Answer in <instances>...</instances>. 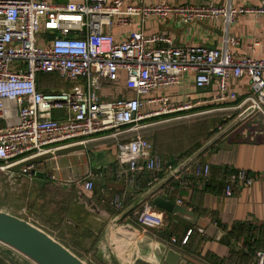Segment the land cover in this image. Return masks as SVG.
<instances>
[{"label": "built area", "instance_id": "1", "mask_svg": "<svg viewBox=\"0 0 264 264\" xmlns=\"http://www.w3.org/2000/svg\"><path fill=\"white\" fill-rule=\"evenodd\" d=\"M244 13H264V7L145 0H0V170L9 172L13 181L18 173L16 167H21L20 174L30 176L40 156L55 155L70 145L98 137L117 138L145 126L142 121L147 118L199 106L200 101L173 104L164 95L145 98L157 88L178 85L186 71L194 73L198 88L215 84V101H237L232 108L252 106V112L264 121V59L235 58L227 48L238 43L234 35L226 32L220 47H179L165 33L146 35L142 31L150 15L174 16L185 24L221 18L229 25ZM132 17L139 19L140 29L126 38L118 40L105 30L115 22L129 24ZM40 73L72 87L49 91L39 88ZM243 75L249 78L251 92L238 102L228 83ZM120 79L134 95L102 99L98 90L101 83L117 86ZM115 157L126 166L127 184H132L134 176L144 170L171 174L159 190L162 196L165 190L174 188V182L187 186L192 179L204 181L211 171L208 163L197 159L170 164L153 153L151 141L140 135L117 141ZM258 176L243 168L227 172L224 196L250 186ZM82 185L86 191L94 189L92 179L83 180ZM175 202L181 204L182 200ZM110 203L117 211L124 208L117 195ZM154 207L151 200L146 201L131 213L143 225H160L164 212ZM189 233L190 230L181 238L182 245ZM170 240L177 241L174 237ZM256 264H264V249L258 252Z\"/></svg>", "mask_w": 264, "mask_h": 264}, {"label": "crops", "instance_id": "2", "mask_svg": "<svg viewBox=\"0 0 264 264\" xmlns=\"http://www.w3.org/2000/svg\"><path fill=\"white\" fill-rule=\"evenodd\" d=\"M126 1L137 2V0ZM157 1L179 5L264 7V0H145L146 3ZM139 29L137 17H132L129 24L121 25L115 22L111 27H105V30L110 31L118 40L126 38L129 33ZM142 31L146 35L165 33L170 37L173 45L179 47L201 44L220 47L227 32L238 40L235 45H227L235 58L250 56L254 59H264V13L240 14L229 25H225L221 18L193 20L185 24L177 21L174 16L159 18L150 15L144 21ZM158 89L160 94L155 95ZM228 89L236 93L239 102L251 92L248 76L243 75L237 80L230 79ZM98 90L102 99L134 95L131 90L124 87L122 79L117 86L102 82ZM161 95L168 96L173 104L202 102L191 110L150 118L152 121L155 119L153 122L158 124L173 122L156 129V135L151 137L154 151L168 162L169 157L177 158L179 155L188 154L189 156L180 163L184 162L217 134L208 135V132L212 131L209 119L200 115L219 111L234 113L236 116L228 123L229 125L245 111V105L232 108L237 101H215L218 90L214 83L204 88L196 87L194 73L191 71L184 73L178 85L157 88L145 98ZM215 108L220 110H211ZM202 110L206 112L189 114ZM176 115L185 116L175 118ZM171 117L172 119H167ZM198 117L200 118L196 120L195 118ZM147 119L142 121V124L146 125H141L142 127L138 129L151 124L152 121L149 123ZM197 122L201 123V127L191 132L183 128L185 125L193 127ZM0 123L2 126L3 121L0 120ZM135 131L119 135L117 138L98 137L63 148L57 151L62 152L59 155L56 152L55 155L45 154L38 157L36 159L38 166L35 169L37 174L32 173L28 177L30 180L31 176L44 180L36 182L29 188L27 198L34 202L27 211L44 226L38 222L33 223L49 234L56 231L62 234V231L66 230L73 243H77L74 240L86 241L90 245L87 252L92 251L95 256L107 261L108 264H165L164 257L168 249L178 253L179 260L184 259L185 264H214L206 256L207 253L223 258L231 256L232 248L240 252L246 250L247 245L243 240L236 243L227 237V232L235 225L260 228L264 233V121L261 115L249 113L189 160L197 159L208 163L211 166L208 179L204 181L192 179L187 186L175 188L173 185L171 191H164L166 194L163 196L174 202L181 199L180 205L202 219L197 225L167 214H164L160 225H143L131 213L133 209L141 208L144 202L150 201L155 195H162L159 190L170 177L159 171L163 174L151 180V173L149 175L148 171L144 170L134 176L132 184L125 182L126 166L120 164L115 157L116 142L140 135ZM62 157L67 158V165L59 164L58 159ZM47 158L54 161L52 166L48 165ZM224 167L232 171L243 168L259 176L250 186L240 187L235 189L232 195L224 196L223 187L227 173L224 172ZM16 168L14 169L18 173L14 181L17 184L28 185L25 177L27 175L20 174V169ZM86 179L94 181L92 191L83 188L82 182ZM5 182L9 184L7 180ZM114 195L121 199L123 210L117 211L111 205L110 200ZM154 209L160 210L156 206ZM5 211L15 215L18 213L15 210ZM208 225H213L215 230L207 232ZM190 228L193 230L188 235V245L182 248V244L180 243L179 246L178 243ZM210 232L212 236L209 235ZM252 232L259 234L256 229ZM172 237L176 238L175 243L171 242ZM255 239H257L255 251L264 249V238ZM233 258H236V255ZM251 264H255L254 258Z\"/></svg>", "mask_w": 264, "mask_h": 264}, {"label": "water", "instance_id": "3", "mask_svg": "<svg viewBox=\"0 0 264 264\" xmlns=\"http://www.w3.org/2000/svg\"><path fill=\"white\" fill-rule=\"evenodd\" d=\"M252 110V106L246 108L245 111L240 113L222 131L218 132L210 141L187 158L183 164L217 140V138L232 127V125L242 120L251 113ZM180 167L181 165L178 166V168ZM32 173L37 174L35 171H32ZM170 175L171 174H168L167 177ZM151 203L162 210L165 215L174 216L176 219H182L196 225L202 222V219L191 210L169 200L165 196L155 195L152 197ZM206 227L207 232L208 230H215L213 225H208ZM209 235L212 236V232H210ZM0 244L21 255L32 264H88L43 228L29 220L1 209ZM179 257L180 255L173 249H168L164 257V263L185 264L186 261L184 259L179 260Z\"/></svg>", "mask_w": 264, "mask_h": 264}, {"label": "rangeland", "instance_id": "4", "mask_svg": "<svg viewBox=\"0 0 264 264\" xmlns=\"http://www.w3.org/2000/svg\"><path fill=\"white\" fill-rule=\"evenodd\" d=\"M49 83V87L46 88V91L49 90H59V89H69L72 87V84L70 83H65L60 81L59 79H56L54 77H47L42 79V84H47ZM160 90H156L155 91V95L156 94H160L159 93ZM236 115L234 113L231 112H208L206 114H202L200 115V117H204V118H208L209 119V126L211 125L212 127V131L211 132H220L222 131L227 125L228 123L233 119V117H235ZM195 118L196 120L199 119ZM152 119H147V122H151ZM153 121H155V119H153ZM151 122V124L147 125L144 128L138 129L135 131V133L140 134V136H144L147 137L150 141L151 137L156 135V129L164 126V124H168V123H173V122H166V123H154ZM208 122V121H207ZM1 124V123H0ZM201 123L197 122L193 127H191L190 125H185L183 126V128H185V130L187 132H190L192 130H195L197 128H199ZM62 152H57V155L61 154ZM48 160V165L52 166L54 161L53 160ZM58 162L61 166L63 165H67V158L62 157L58 159ZM16 169H20V167H17ZM28 182V185H30L28 187L27 184H17L15 181H12V179L9 178V172L3 170H0V209L1 210H15L16 215L19 217H22L26 220H30L31 222H34L37 224H42V226H44V224L35 219L32 215H30V213L27 211V208L30 207V205L34 202V201H29L27 198V193L30 187H32V185H34L36 182H42L41 178H37L36 176H31V180L29 179L28 176H25ZM5 180H7L9 182V184H7L5 182ZM20 182V180H18ZM34 188V187H33ZM53 237H55L56 239L60 240L63 244H66L67 246H70L69 248H71V250L73 252H76L77 254H80L83 260H86V262H88L89 264H108L107 261L102 260L100 258H98V256H95V254L92 251L87 252V249H90V245L86 242V241H81L80 240H74L77 241V243H73L71 241V236L68 234V232L66 230L62 231V234L60 233V231H56L54 233H50ZM0 263L1 264H31V262L29 263L27 261V259L25 260L24 257H22L21 255L15 253L14 251L8 249L7 247L3 246L0 244Z\"/></svg>", "mask_w": 264, "mask_h": 264}, {"label": "trees", "instance_id": "5", "mask_svg": "<svg viewBox=\"0 0 264 264\" xmlns=\"http://www.w3.org/2000/svg\"><path fill=\"white\" fill-rule=\"evenodd\" d=\"M47 77H53L52 75H49V74H44V73H40L38 74L37 78H38V84H39V88H42L44 90H46L49 83L47 84H42V79L44 78H47ZM55 78V77H54ZM206 125V124H205ZM201 127V125L199 126ZM216 132H208V135L212 136L214 135ZM152 149H153V145H152ZM153 153L155 154H158L154 151L153 149ZM159 155V154H158ZM189 155L187 154H182V155H179L177 156V158H170L169 160V163L172 164V165H177L179 164L181 161H183L186 157H188ZM224 172H229V171H232L231 169H228L227 167H224L223 168ZM149 175L151 173V180L152 179H155L156 177L160 176L161 174H163L162 172H159V171H148ZM150 181V180H149ZM173 185L175 186V188H178L179 185L177 182H174ZM164 189V188H163ZM169 199V198H168ZM253 229H256L259 231V234H254L252 231ZM190 233L192 232L193 229L190 228ZM227 237L230 239V240H234L236 243L237 241L240 242V240H243L246 245H247V248L245 251H235L233 248L231 249V256H228V257H223V258H220L218 256H215L211 253H207V257L211 259V261L214 263V264H251L252 261H253V258L255 260V264H256V259H257V254L256 252L259 251V250H256V247H255V243L257 241V239L255 238H259V239H262L264 238V233L262 232V229L260 228H253V227H249V226H245V225H235L231 231L227 232ZM255 237V238H253ZM189 238V236H188ZM201 239H203L201 237ZM180 244V241L178 243V245ZM188 245V242H186L185 244L182 245V248H186V246ZM181 246V245H179ZM260 250H263V249H260ZM236 255V258H233V256ZM138 264H144V263H138ZM146 264V263H145Z\"/></svg>", "mask_w": 264, "mask_h": 264}]
</instances>
